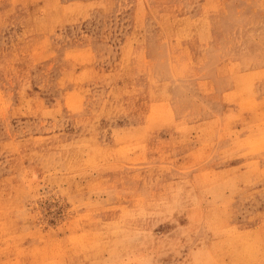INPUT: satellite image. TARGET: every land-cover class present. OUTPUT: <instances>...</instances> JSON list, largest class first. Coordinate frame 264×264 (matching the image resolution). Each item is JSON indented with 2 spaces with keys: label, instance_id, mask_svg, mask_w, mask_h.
I'll return each instance as SVG.
<instances>
[{
  "label": "rangeland",
  "instance_id": "1",
  "mask_svg": "<svg viewBox=\"0 0 264 264\" xmlns=\"http://www.w3.org/2000/svg\"><path fill=\"white\" fill-rule=\"evenodd\" d=\"M0 264H264V0H0Z\"/></svg>",
  "mask_w": 264,
  "mask_h": 264
},
{
  "label": "bare ground",
  "instance_id": "2",
  "mask_svg": "<svg viewBox=\"0 0 264 264\" xmlns=\"http://www.w3.org/2000/svg\"><path fill=\"white\" fill-rule=\"evenodd\" d=\"M166 15V14H165Z\"/></svg>",
  "mask_w": 264,
  "mask_h": 264
}]
</instances>
